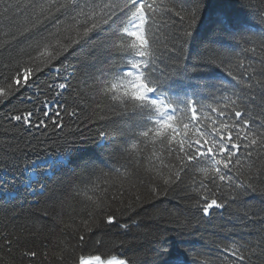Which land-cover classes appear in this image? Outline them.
Masks as SVG:
<instances>
[{
  "label": "snow or ice",
  "instance_id": "6c2138e0",
  "mask_svg": "<svg viewBox=\"0 0 264 264\" xmlns=\"http://www.w3.org/2000/svg\"><path fill=\"white\" fill-rule=\"evenodd\" d=\"M208 6L207 0H180L179 6L177 0H29L15 11L5 8L0 14V53H6L0 58L5 61L0 63V105L15 99L20 106L0 112L5 129L0 133V198L16 199L10 172L20 171V182L35 192L33 185L49 172L87 168L84 156L103 150L114 136V116L127 117L130 125L121 136L130 167L114 169L115 177L101 171L88 197L93 211L107 212L109 189H115L113 201L122 196L124 180L134 177L138 166L164 185L190 176V198L204 216L256 191L257 181H264V168L258 166L264 158V37H245L242 25L227 14L218 16L215 23L240 40L231 49L208 50L203 64L220 69L223 78L210 85L199 82L186 48ZM242 7L264 20V0L258 8ZM158 17L167 18L165 27L171 20L163 43ZM68 56L72 59L65 62ZM45 140L63 147L43 149V156L37 154L20 169V154L36 151ZM243 219L252 217L246 213ZM106 221L113 224L114 215ZM78 243L86 245V237L79 236ZM0 249L19 251L32 264L41 257L34 241L4 223ZM160 255L171 257L166 264H187L180 250ZM198 255V264H264V237L255 243L232 239ZM68 258L73 264H103L100 256L76 257L61 248L60 261ZM107 264L126 261L113 258Z\"/></svg>",
  "mask_w": 264,
  "mask_h": 264
},
{
  "label": "trees",
  "instance_id": "16d2710c",
  "mask_svg": "<svg viewBox=\"0 0 264 264\" xmlns=\"http://www.w3.org/2000/svg\"><path fill=\"white\" fill-rule=\"evenodd\" d=\"M28 2L0 0V14L9 6L10 11H15L17 4ZM179 3L180 0H177L178 6ZM207 3L209 6L202 13V22L188 38L186 55L188 66H197L195 76L199 82L210 85L223 78V73L215 66L204 65L201 58L210 48L231 49L240 40V36L233 38L228 35L215 23L216 18L227 14L246 29L243 35L254 41L264 37V20L242 7V4H251L258 8L261 0H207ZM165 19L158 17L156 21V25L160 26L162 43L163 34L171 29V20L167 21L168 26L165 27ZM2 57H6V53H0ZM71 59L68 56L65 62ZM247 59L253 58L248 54ZM3 62L0 59V63ZM255 66L260 67L258 63ZM13 106H20L19 101L14 99L7 106L0 105V112H7ZM129 127L127 117L114 116L110 123L114 136L103 150L94 149L84 156L88 160L87 168L73 165L49 172L40 179L39 184L33 185L35 192L26 189L20 182L23 179L20 171L8 174L9 180L16 179V199L9 201L0 198V223L8 224L22 237L35 242L41 257L34 264H73L71 258L60 261L61 248H68L76 257L85 255L108 259L116 256L127 264H166L171 257L161 256L160 253L169 249L173 253L180 250L186 253L187 264H198L201 259L198 254L218 244L232 239L255 243L264 237V181H257L256 191L204 216L194 207L195 199L190 198L193 195L188 188L190 176H184L183 183L164 185L160 181L154 183L144 167L138 166L136 175L124 180L126 191L122 196L113 201L111 196L115 189H109L107 212L93 211L88 197L93 196V182H99L97 177L101 171L115 177L114 169L120 168L123 172L121 166L129 165L121 139L123 130ZM4 131V128H0V133ZM61 147L62 144L45 140L36 151L25 149L19 156L20 169L28 160H35L37 154L43 156V149L51 152ZM144 166H147L146 162ZM258 166L264 168V158L258 161ZM120 182L114 180L117 185ZM246 213L252 217L251 220L243 219ZM108 214L114 215L113 224L107 223ZM81 235L87 240L84 246L78 243ZM29 246L33 245L30 243ZM0 264L32 262L22 260L19 251L9 253L6 249H0ZM256 264H261V261L257 260Z\"/></svg>",
  "mask_w": 264,
  "mask_h": 264
},
{
  "label": "rangeland",
  "instance_id": "374dc122",
  "mask_svg": "<svg viewBox=\"0 0 264 264\" xmlns=\"http://www.w3.org/2000/svg\"><path fill=\"white\" fill-rule=\"evenodd\" d=\"M113 258H116V259H122V258H119V257L114 256V257H110V258H108V259H102V258H101V261L103 262V264H107V261L110 260V259H113ZM123 260H124V259H123ZM126 264H127V262H126Z\"/></svg>",
  "mask_w": 264,
  "mask_h": 264
}]
</instances>
